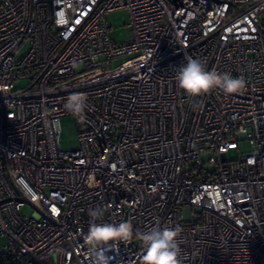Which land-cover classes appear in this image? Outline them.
<instances>
[{
  "label": "built area",
  "instance_id": "built-area-1",
  "mask_svg": "<svg viewBox=\"0 0 264 264\" xmlns=\"http://www.w3.org/2000/svg\"><path fill=\"white\" fill-rule=\"evenodd\" d=\"M119 9L122 44L105 19ZM261 11L264 0H0V264H143L138 234L157 224L179 227L183 264H264ZM186 56L246 88L187 95L175 79ZM72 95L87 97L82 117ZM63 116L76 118L74 149L52 129ZM241 140L249 151L223 160ZM97 206V223L131 222L132 239L92 249Z\"/></svg>",
  "mask_w": 264,
  "mask_h": 264
},
{
  "label": "clouds",
  "instance_id": "clouds-1",
  "mask_svg": "<svg viewBox=\"0 0 264 264\" xmlns=\"http://www.w3.org/2000/svg\"><path fill=\"white\" fill-rule=\"evenodd\" d=\"M185 60L186 63L178 68L175 79L179 88L189 96L198 97L215 89L231 95L241 93L246 88V81L243 77H233L230 73H222L215 69L206 70L200 60L191 56H186ZM86 100V96L72 95L68 99L66 108L74 115L82 117L87 106ZM104 213L105 209L99 206L88 211L90 221L85 241L92 249L107 245L109 242L132 239L134 230L131 222L97 223ZM138 235L145 248L143 264H183L180 259L181 248L178 241L179 227H161L157 224L149 231ZM99 264H106L102 253L99 255Z\"/></svg>",
  "mask_w": 264,
  "mask_h": 264
},
{
  "label": "rangeland",
  "instance_id": "rangeland-1",
  "mask_svg": "<svg viewBox=\"0 0 264 264\" xmlns=\"http://www.w3.org/2000/svg\"><path fill=\"white\" fill-rule=\"evenodd\" d=\"M107 25L111 28L110 37L116 44L124 43L131 34V29L128 26L129 18L128 12L125 9H119L116 11L109 12L105 15ZM259 19L264 23V11L259 14ZM129 56H119L111 60L110 66L114 67L124 62ZM27 83L23 80L17 81L15 87H23ZM52 129L56 136V139L60 143L64 150L74 149L78 146V128L76 125V118L73 116H63L53 119ZM249 151V144L246 140L239 142L238 150H230L224 153L221 158L223 160L235 159L238 154L246 153ZM182 218L189 220L191 213L188 208H184L182 212ZM1 243V240H0Z\"/></svg>",
  "mask_w": 264,
  "mask_h": 264
},
{
  "label": "water",
  "instance_id": "water-1",
  "mask_svg": "<svg viewBox=\"0 0 264 264\" xmlns=\"http://www.w3.org/2000/svg\"><path fill=\"white\" fill-rule=\"evenodd\" d=\"M4 264H8V263H4Z\"/></svg>",
  "mask_w": 264,
  "mask_h": 264
}]
</instances>
